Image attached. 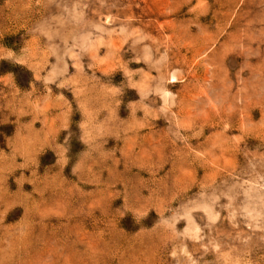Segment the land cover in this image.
<instances>
[{"label": "rangeland", "instance_id": "rangeland-1", "mask_svg": "<svg viewBox=\"0 0 264 264\" xmlns=\"http://www.w3.org/2000/svg\"><path fill=\"white\" fill-rule=\"evenodd\" d=\"M0 264H264V0H0Z\"/></svg>", "mask_w": 264, "mask_h": 264}]
</instances>
